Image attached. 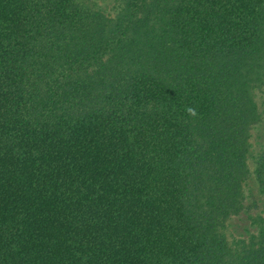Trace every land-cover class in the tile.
<instances>
[{"label": "trees", "instance_id": "obj_1", "mask_svg": "<svg viewBox=\"0 0 264 264\" xmlns=\"http://www.w3.org/2000/svg\"><path fill=\"white\" fill-rule=\"evenodd\" d=\"M263 102L264 0H0V264H264Z\"/></svg>", "mask_w": 264, "mask_h": 264}, {"label": "rangeland", "instance_id": "obj_2", "mask_svg": "<svg viewBox=\"0 0 264 264\" xmlns=\"http://www.w3.org/2000/svg\"><path fill=\"white\" fill-rule=\"evenodd\" d=\"M264 108V102L261 103ZM263 122L252 135V144L257 148L264 140V110L262 114ZM245 194L248 197V208L244 215L236 218L233 222L235 234L246 236L256 232V222L264 216V198L258 193L253 176L250 175L245 184Z\"/></svg>", "mask_w": 264, "mask_h": 264}, {"label": "clouds", "instance_id": "obj_3", "mask_svg": "<svg viewBox=\"0 0 264 264\" xmlns=\"http://www.w3.org/2000/svg\"><path fill=\"white\" fill-rule=\"evenodd\" d=\"M185 111H186V113H187L188 115H190V116H192V117L197 116V110H196L195 108H193V107H187V108L185 109Z\"/></svg>", "mask_w": 264, "mask_h": 264}]
</instances>
